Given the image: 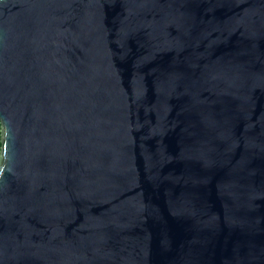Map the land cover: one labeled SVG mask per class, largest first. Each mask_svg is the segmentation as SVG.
<instances>
[{
    "label": "water",
    "instance_id": "1",
    "mask_svg": "<svg viewBox=\"0 0 264 264\" xmlns=\"http://www.w3.org/2000/svg\"><path fill=\"white\" fill-rule=\"evenodd\" d=\"M0 264H264V0H0Z\"/></svg>",
    "mask_w": 264,
    "mask_h": 264
},
{
    "label": "trees",
    "instance_id": "2",
    "mask_svg": "<svg viewBox=\"0 0 264 264\" xmlns=\"http://www.w3.org/2000/svg\"><path fill=\"white\" fill-rule=\"evenodd\" d=\"M0 138H1V136H0ZM0 151H1V141H0Z\"/></svg>",
    "mask_w": 264,
    "mask_h": 264
}]
</instances>
